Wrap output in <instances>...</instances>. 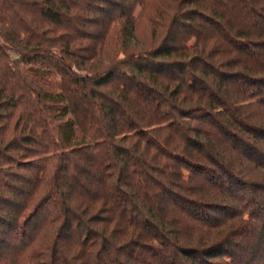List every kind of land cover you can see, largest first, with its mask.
<instances>
[{"label": "trees", "instance_id": "obj_1", "mask_svg": "<svg viewBox=\"0 0 264 264\" xmlns=\"http://www.w3.org/2000/svg\"><path fill=\"white\" fill-rule=\"evenodd\" d=\"M0 264H264V0H0Z\"/></svg>", "mask_w": 264, "mask_h": 264}, {"label": "rangeland", "instance_id": "obj_2", "mask_svg": "<svg viewBox=\"0 0 264 264\" xmlns=\"http://www.w3.org/2000/svg\"><path fill=\"white\" fill-rule=\"evenodd\" d=\"M140 34H143L145 37L150 36V27L149 26H141L140 27Z\"/></svg>", "mask_w": 264, "mask_h": 264}]
</instances>
